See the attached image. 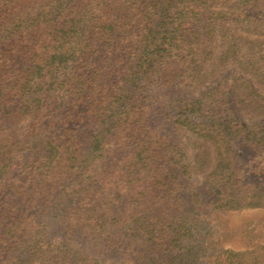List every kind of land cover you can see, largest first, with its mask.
I'll use <instances>...</instances> for the list:
<instances>
[{
	"label": "trees",
	"instance_id": "obj_1",
	"mask_svg": "<svg viewBox=\"0 0 264 264\" xmlns=\"http://www.w3.org/2000/svg\"><path fill=\"white\" fill-rule=\"evenodd\" d=\"M246 76L264 0H0V264H258L214 224L264 209Z\"/></svg>",
	"mask_w": 264,
	"mask_h": 264
},
{
	"label": "rangeland",
	"instance_id": "obj_2",
	"mask_svg": "<svg viewBox=\"0 0 264 264\" xmlns=\"http://www.w3.org/2000/svg\"><path fill=\"white\" fill-rule=\"evenodd\" d=\"M250 86L259 94L264 95V90L259 88L256 81L245 78ZM247 124L264 123V115H244ZM209 152L214 161L213 148ZM214 224L218 231V241L225 249L246 253L249 258L259 255L258 264H264V209L229 212L218 216Z\"/></svg>",
	"mask_w": 264,
	"mask_h": 264
}]
</instances>
